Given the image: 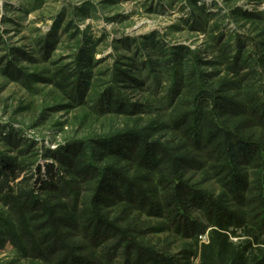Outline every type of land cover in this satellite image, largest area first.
I'll list each match as a JSON object with an SVG mask.
<instances>
[{"label": "trees", "instance_id": "trees-1", "mask_svg": "<svg viewBox=\"0 0 264 264\" xmlns=\"http://www.w3.org/2000/svg\"><path fill=\"white\" fill-rule=\"evenodd\" d=\"M250 16L264 23V12ZM151 39L155 45V38ZM88 45L87 39L81 42L74 62L76 72L64 74L60 70L52 77L27 75L14 68L8 56L0 59V67L9 79L23 85H30L31 80L59 89L69 106L53 108L51 112L76 108L87 103L93 79L88 69ZM50 46L46 41L42 48L49 52ZM154 49H160V45ZM243 49L228 58L230 71H242ZM154 53L148 58L150 64L155 63ZM160 53H166L161 64L175 70L165 111L173 110L162 126H158L156 118L143 127L140 120L131 119L149 108L123 95L120 82H140L125 68L117 72L112 87L97 95L91 109L98 117L118 115L129 120L122 128L117 126L106 134L72 139L55 151L47 149L43 157L53 160V164L44 165L50 179L40 178V187L30 183V173L42 174L41 165L30 152L33 146H19L10 132L6 142L15 146L18 157L0 158V180L25 176L19 190L2 189L0 193L6 212L0 215V249L9 242L19 258L31 264H171L175 255L167 248L153 251L151 243L140 241L149 234L169 233L191 238L193 243L185 254L199 257L200 264H264V83L261 81L262 89L256 91L249 84L244 86V79L237 87L223 78L218 87H212L202 70L203 61L198 62V56L189 50ZM187 57L194 63L185 74ZM260 59L264 66V54ZM184 86L191 99L188 104L182 100L174 107ZM231 91L237 92L231 95ZM236 118H242V123L234 122ZM161 131L174 136L169 143L153 138ZM246 132L249 134L245 136ZM120 163L125 165L121 167ZM58 167L63 175L54 170ZM204 167L219 184L232 190L236 203H243L244 193L250 190L245 204L255 206L252 212L263 216V220L250 224L246 214L225 209L223 201L212 205L208 192L188 178L189 172H200ZM251 168L255 169L253 179L258 176L254 173L260 171L255 184L250 180ZM120 207L136 212L137 218L131 222L121 212L113 218L112 212ZM196 213L215 216L207 231V242L199 238L206 227ZM140 217L161 223L154 227L147 223L139 230L135 225L140 224L135 221ZM173 264L180 263L176 260Z\"/></svg>", "mask_w": 264, "mask_h": 264}, {"label": "rangeland", "instance_id": "rangeland-1", "mask_svg": "<svg viewBox=\"0 0 264 264\" xmlns=\"http://www.w3.org/2000/svg\"><path fill=\"white\" fill-rule=\"evenodd\" d=\"M261 12H264V0H0V59L8 56L7 60L13 63L14 68L23 70L27 75L45 74L52 77L60 70H64V74L76 72L74 62L78 49L81 42L87 39L89 45L86 50L91 59L88 69L93 75L85 99L87 103L51 112L53 108L69 106V101L59 89L31 80L30 85H23L9 79L0 67V158L18 157L15 146L6 142L9 134H14L13 141L18 142L19 146L26 149L33 146L30 152L37 164L41 165L42 174L30 173V183L40 187V178L50 179L44 165L53 164V160L48 161L43 157L47 149L55 151L69 140L89 139L106 134L117 126L122 128L128 118L118 115L98 117L91 104L101 91L112 87L117 72L125 68L131 70L126 72L140 82L128 85L120 82V90L130 102L140 103V106L146 104L149 108L148 112L145 110L131 119L140 120V127H143L156 118L158 126H162L173 110L165 111L169 107V89L175 70L161 64L166 56L161 51L185 48L198 56V62L203 61L202 70L207 73L212 87H218L223 78L238 87L240 80L244 79V86L249 84L256 91H261L260 82L264 83V66L260 64V57L264 54V23L250 16ZM153 37L160 45L158 50L154 49L156 44L153 45ZM46 41L51 44L49 52L42 48ZM240 43L244 49L239 48ZM244 44H247L246 47ZM242 49V71H230L228 58H232V55L235 57ZM154 51L156 53L152 59L155 63L150 64L148 58ZM134 61L137 63L133 64ZM186 61L188 64L183 66L185 74L194 63L190 57ZM236 92L231 91L230 94ZM190 99L189 90L184 86L174 107L182 100L188 104ZM235 120L241 124L243 119ZM248 134L246 132L244 135ZM173 137L167 131L153 136L164 143H169ZM123 165L119 164L121 167ZM255 169H250L252 184L259 179V170L254 173L258 175L257 178L255 176L253 179L252 171ZM54 170L63 175L60 167ZM24 176L1 179L0 193L2 189L19 190L18 185ZM188 178L208 192L213 198L212 205L223 201L225 209L246 214L250 224L263 220V216L252 212L255 206L245 204L251 196L250 190L246 195L244 193L246 198L243 203H236L232 190L219 184L206 167L200 172H189ZM1 203L0 215H4L6 212ZM123 210L129 211V214ZM120 212L124 214V219L131 222L137 218L136 212L131 213L123 207L115 209L112 217L116 218ZM200 215L195 214L206 229L198 235L202 242H207L209 227L213 226L215 216L210 218L211 213L208 217ZM135 223H139L135 227L142 230L147 223L154 227L161 221L140 217ZM141 240L145 244L151 243L153 251L167 248L170 254L175 255L171 264L176 260L180 264H200L199 257L185 254L189 244L193 243L191 238L182 239L162 233L149 234L141 237ZM0 264L31 262L20 259L8 242L5 248L0 249Z\"/></svg>", "mask_w": 264, "mask_h": 264}]
</instances>
